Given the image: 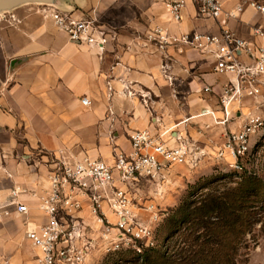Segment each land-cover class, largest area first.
<instances>
[{
	"label": "crops",
	"instance_id": "crops-1",
	"mask_svg": "<svg viewBox=\"0 0 264 264\" xmlns=\"http://www.w3.org/2000/svg\"><path fill=\"white\" fill-rule=\"evenodd\" d=\"M167 1L59 2L75 16L97 18L115 32L102 56L97 48L72 41L44 5L27 4L0 15V205L14 187L47 185L48 153L64 151L76 158L113 162L115 151L130 150L129 134L135 130L189 132L207 142L197 141L207 150L216 151L214 121L201 112L210 109L220 115L217 94L228 78L214 71L212 58L188 47L169 49L170 68L164 72L163 57L147 43L146 33L156 25L172 33L219 29L213 20L199 17L190 0L183 19L173 21ZM245 1L227 0L225 7L233 9ZM229 24L247 41L264 42L253 33L254 26H264V15L253 8L247 7ZM205 85L215 93L203 92ZM84 97L91 104L85 105ZM193 118L207 128L184 123ZM22 198L32 211H13L10 220L19 223L37 263L38 251L25 233V222L39 215L37 202ZM8 217L0 210V254L13 242Z\"/></svg>",
	"mask_w": 264,
	"mask_h": 264
},
{
	"label": "built area",
	"instance_id": "built-area-1",
	"mask_svg": "<svg viewBox=\"0 0 264 264\" xmlns=\"http://www.w3.org/2000/svg\"><path fill=\"white\" fill-rule=\"evenodd\" d=\"M190 1L199 17L216 23L218 32L172 33L156 25L146 33V41L162 55L166 73L170 48L188 47L212 58L214 71L228 80L217 94L220 115L210 109H204L201 115L211 116L225 127L240 122V127L226 130L217 153L171 128L157 134L147 129L133 131L129 134L130 150L115 151L113 162L89 156L76 158L64 151L48 153L47 185L14 187L0 205L4 217L13 211L28 215L32 208L22 197L36 200L39 215L25 222V233L38 251V264H87L88 257L99 249L141 253L153 247L155 228L151 221L158 222L161 215L151 197L140 196L137 190L144 182L163 183L175 165L196 167L204 158L214 156L236 172L247 170L243 162L251 154L256 135L264 131V117L234 108L247 97L263 95L264 42L247 41L229 23L247 7L264 15V1L247 0L233 9H226L227 0ZM186 5L187 0L167 1L173 21L183 19ZM45 9L72 41L97 48L100 56L116 38L115 32L97 18L75 16L51 6ZM253 33L264 41V26H254ZM202 91L215 93L211 85H205ZM82 102L91 104L86 97Z\"/></svg>",
	"mask_w": 264,
	"mask_h": 264
},
{
	"label": "rangeland",
	"instance_id": "rangeland-1",
	"mask_svg": "<svg viewBox=\"0 0 264 264\" xmlns=\"http://www.w3.org/2000/svg\"><path fill=\"white\" fill-rule=\"evenodd\" d=\"M234 109H240L243 114L257 112L264 117V91L261 97L245 98L241 103L236 104ZM201 116L204 117L208 115ZM196 118H193L194 120L191 119L186 125L189 123V126H193L194 128L197 127L198 130L203 127L207 128V123L203 126L201 123L194 122ZM181 121L182 120H179L178 123ZM240 125V122L228 125V127L218 125L215 122L211 124V128L215 129L216 142H218H215L216 151L213 153H217L221 147L224 140L222 142H220V140L224 138L226 130L230 128L238 129ZM189 126L187 127L189 128ZM188 136L194 141H199L202 145L207 143L202 140L194 139L189 132ZM243 164L247 170L236 172L224 160L214 156L211 158L206 157L196 167H190L186 164L173 166L168 179L163 183L144 182L140 184V188L137 190L138 194L140 196L146 195L147 197H151V202L156 205L161 215V219L158 222L151 221V225L155 228V245L153 247H156V251H166L167 236L163 230V223H165L164 221L169 212L171 213L173 209L178 208L185 200L190 201L205 191H224L226 184L228 186L237 185V183L243 179L244 174L253 176L264 175V131L256 135L253 141L251 154L244 159ZM8 218V231L12 235L13 242H9L7 250L0 254V264H37L35 261V251H33L29 243L26 242V239H23L25 234L23 230L19 231V223H15L14 219L11 221L10 216ZM15 243L17 248L15 247ZM155 253V251H151L149 255L151 254L154 256ZM238 253L235 264H264L263 220L259 221L247 234ZM17 258L20 259L17 260ZM133 259L134 254L127 250L107 253L99 249L88 257L87 264H132ZM144 259L145 258H139V262L142 263ZM174 259V255L170 256V262L168 264H177L173 262Z\"/></svg>",
	"mask_w": 264,
	"mask_h": 264
},
{
	"label": "trees",
	"instance_id": "trees-1",
	"mask_svg": "<svg viewBox=\"0 0 264 264\" xmlns=\"http://www.w3.org/2000/svg\"><path fill=\"white\" fill-rule=\"evenodd\" d=\"M243 176L235 186L202 192L169 212L163 223L166 251H130L132 264H168L172 255L177 264H235L247 234L259 221L264 226V175Z\"/></svg>",
	"mask_w": 264,
	"mask_h": 264
},
{
	"label": "water",
	"instance_id": "water-1",
	"mask_svg": "<svg viewBox=\"0 0 264 264\" xmlns=\"http://www.w3.org/2000/svg\"><path fill=\"white\" fill-rule=\"evenodd\" d=\"M61 1L62 0H0V15H5V13L10 12L13 9L27 4L51 6L71 13L72 11L63 9L57 5Z\"/></svg>",
	"mask_w": 264,
	"mask_h": 264
},
{
	"label": "bare ground",
	"instance_id": "bare-ground-1",
	"mask_svg": "<svg viewBox=\"0 0 264 264\" xmlns=\"http://www.w3.org/2000/svg\"><path fill=\"white\" fill-rule=\"evenodd\" d=\"M187 122H189L188 120H185L184 123L186 124Z\"/></svg>",
	"mask_w": 264,
	"mask_h": 264
}]
</instances>
